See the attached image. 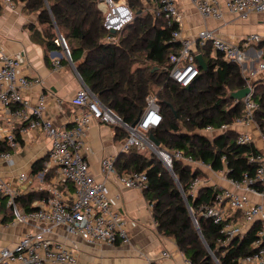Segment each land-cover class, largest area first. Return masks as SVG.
I'll return each mask as SVG.
<instances>
[{
  "label": "built area",
  "instance_id": "obj_1",
  "mask_svg": "<svg viewBox=\"0 0 264 264\" xmlns=\"http://www.w3.org/2000/svg\"><path fill=\"white\" fill-rule=\"evenodd\" d=\"M146 2V0H141ZM156 8L153 15H163L168 24L178 23L173 32L175 40L181 42V49L170 57V65L166 67L170 78L182 86H188L199 75L200 67L197 60L198 45L211 42L214 50L223 53L228 61L238 63L251 92L243 97V111L232 123L220 126L208 125L198 130L208 136H216L228 130L237 132V141L243 144H254L258 151L250 158L258 164L256 175L245 174L242 179L229 178L228 168L218 170L220 176L227 179L229 186L222 187L214 201L201 209V213L220 226L222 238L226 244L236 237H244L245 233L256 222L262 227L257 230L254 242L255 250L239 258L242 264H264V201L254 200L252 195L264 199V131L260 128L256 113L259 102L254 97L253 81L264 72V51L256 55L249 54L247 49L257 45L263 37L258 33H250L239 41L220 36L216 29H200L195 36L182 35V18L178 0H154ZM196 9L204 17L224 18L228 11L240 18H247L252 12H264V0H191ZM5 5L14 6L13 0H4ZM98 7L104 15V26L112 35L110 41H116L120 32L135 18V10L127 0H98ZM65 56L71 62L70 50L65 39L61 38ZM259 62L258 66L255 63ZM22 59L18 55H7L0 46V160L13 162V150L23 137L30 131L43 130L51 137V146L43 167L36 172L39 190L47 194L37 200V208L25 210L19 206L16 198L21 194L10 180L0 174V224L5 227L24 223L29 226L13 245L0 248V264H76L78 243L72 236H80L88 243L105 241L108 243H129L130 233L119 206L112 203L111 192L115 187L117 198L120 189L148 187L146 171L120 173L115 162L117 156H104L101 160V179L95 177L90 170L87 158L88 145L86 136L93 119L119 125L127 134L122 139L121 152L131 149L153 151L164 162L166 167L173 166L177 159L190 165L193 169L207 171L210 165L196 160L180 150H171L163 145L157 146L151 139L149 131L159 126L163 120L161 107L155 93L146 98V106L134 123L125 122L113 109L105 105L100 98L87 86L83 85L71 98V103L78 110H73L65 124L56 125L47 115V93H41L38 102L33 104L25 96L24 89L42 84L39 75L22 74ZM56 66L59 58L54 59ZM81 77V76H80ZM82 79V78H81ZM246 85V86H247ZM254 129L259 131L261 144H256ZM215 172V170H213ZM50 177L47 179V175ZM19 180L27 181L30 175L20 173ZM49 180V182L47 181ZM70 182L72 189L66 185ZM201 175L191 181L189 193L196 196L199 189L206 184ZM216 185V184H213ZM186 198V194L184 193ZM6 200L7 208L13 213V219L2 222L1 205ZM152 208V204H150ZM242 219V221L240 220ZM196 220V219H195ZM155 224H157L155 220ZM62 229L61 232L58 230ZM60 234L61 238H57ZM69 239L68 241L62 240ZM162 256L171 257L167 250ZM192 264L190 260H187ZM146 264H161L158 259H149Z\"/></svg>",
  "mask_w": 264,
  "mask_h": 264
},
{
  "label": "trees",
  "instance_id": "obj_2",
  "mask_svg": "<svg viewBox=\"0 0 264 264\" xmlns=\"http://www.w3.org/2000/svg\"><path fill=\"white\" fill-rule=\"evenodd\" d=\"M19 1L25 2L27 10L38 12V23L30 24L29 28L33 40L44 47L47 65L52 66L51 51L63 50L62 35L83 82L125 122L136 121L146 106L147 95L153 92L163 120L149 134L161 145L183 151L215 171L227 167L229 178L256 175L258 164L250 160L258 151L254 144L239 143L237 132L232 129L213 137L198 132L208 125L232 123L240 116L242 100L232 98L231 92L247 85L240 65L226 60L221 51L213 49L211 42L197 48L208 68H201L190 85L182 86L166 70L171 55L181 49V42L173 37L178 23L168 24L163 15L146 11L144 3L148 0H127L136 15L120 32L113 34L118 36L116 41L108 39L112 34L104 26L98 0ZM258 45L263 48V40ZM65 60L64 57L59 62ZM253 88L260 105L256 120L264 131V81L254 80ZM114 127L116 137L122 140L126 130L119 125ZM44 160L45 157L34 163V172L42 169ZM115 167L120 173L146 171L148 187L143 191L152 204L157 229L173 238L192 264H242L239 258L255 250L257 230L262 227L259 222L244 237L226 244L220 242V226L205 217L201 209L214 201L222 187L206 184L196 196L189 193L191 181L203 173L200 169L174 159L172 169L179 186L156 153L137 149L119 153ZM66 185L72 189L70 182ZM46 194L44 189L31 190L17 196L16 201L25 210H34L37 206L32 203ZM1 211L2 222L13 219L5 199Z\"/></svg>",
  "mask_w": 264,
  "mask_h": 264
},
{
  "label": "crops",
  "instance_id": "obj_3",
  "mask_svg": "<svg viewBox=\"0 0 264 264\" xmlns=\"http://www.w3.org/2000/svg\"><path fill=\"white\" fill-rule=\"evenodd\" d=\"M14 6L5 5L0 0V46L7 55H18L22 59L20 72L27 76L39 75L43 79L42 84H37L24 89V94L33 104L38 102L41 93H47V115L56 125L65 124L70 119L73 110L79 107L71 103V98L83 85V80L74 68L73 64L65 56L53 55L50 52L52 66L47 65L44 58V47L33 40L30 24L38 23V12L25 8V2L13 0ZM179 12L182 18V35L195 36L200 29L205 27L216 29L217 33L234 41H239L247 34L258 33L264 42V12H252L247 18H240L228 11L224 18L214 19L204 17L198 12L191 0H178ZM247 51L250 55H256L257 51H264L257 45H251ZM65 62L59 66L54 64L55 58H64ZM256 64V63H255ZM260 72L254 80L262 76ZM256 144H261L259 131L254 129ZM89 147L87 158L90 170L96 178L101 179V160L104 156H118L121 153V143L116 137L115 127L108 123L93 119L86 136ZM51 146V137L43 130H33L23 137L20 145L13 150V162L0 160V174L10 180L19 189L20 195L31 190H39V181L33 165L43 159ZM217 171H215L216 173ZM20 173H27L30 179L21 181ZM218 174V173H217ZM217 179L218 186L228 187L226 178ZM49 182V180H47ZM206 184H216L207 181ZM205 184V185H206ZM217 185V184H216ZM119 190V189H118ZM118 190L112 187L111 200L119 206L125 218L126 227L130 233L129 243H108L105 241L88 243L80 236H72L78 243L76 264H146L149 259H158L161 264H189L188 259L179 249L175 240L159 232L150 203L143 190L138 188L120 189V198H117ZM254 200L264 201L262 197L252 195ZM38 200V199H37ZM37 200L32 205L37 206ZM242 221V219H240ZM7 223V222H6ZM29 226L24 223L5 227L0 224V248L13 245ZM59 232L62 229L58 230ZM57 234V238H61ZM62 240L64 239L62 235ZM167 250L171 257L162 256V251Z\"/></svg>",
  "mask_w": 264,
  "mask_h": 264
},
{
  "label": "water",
  "instance_id": "obj_4",
  "mask_svg": "<svg viewBox=\"0 0 264 264\" xmlns=\"http://www.w3.org/2000/svg\"><path fill=\"white\" fill-rule=\"evenodd\" d=\"M60 37L62 38V35H60ZM53 55L61 56L62 53H61V52L53 51ZM197 60H198V63H199V67H200V68H202L203 70H206V69L208 68L207 63H206V61H205V59H204V57H203V55H202L201 53H198V54H197ZM71 63L73 64L74 68L76 69V66H75V64L72 62V60H71ZM76 71H77V69H76ZM77 72H78V71H77ZM79 76H80V74H79ZM250 92H251V87H250L249 85H247V86H245V87H243V88H241V89H238V90L232 91V92H231V97L239 101V100H241L243 97H245L247 94H249ZM150 137H151V139L155 142V144H156L157 146L160 145V142H159V141H158L153 135H151ZM168 169L171 171V173L173 174L174 178L176 179L177 183H178L179 186H180L179 180L177 179V177H176V175H175L173 169H172L171 167H168ZM185 199H186V203H187V205H188V207H189V209H190V212H191V214H192V211H191V208H190L189 202L187 201V198H185Z\"/></svg>",
  "mask_w": 264,
  "mask_h": 264
},
{
  "label": "rangeland",
  "instance_id": "obj_5",
  "mask_svg": "<svg viewBox=\"0 0 264 264\" xmlns=\"http://www.w3.org/2000/svg\"><path fill=\"white\" fill-rule=\"evenodd\" d=\"M1 1H4V0H1ZM144 7H145V9H146V11L147 10H149V11H153L154 9H155V7H156V3H155V1L154 0H148L147 1V3L145 4L144 3ZM258 64H259V62H256V64H255V66L257 67L258 66ZM262 76H260L259 78H257V80H262V81H264V73L263 74H261ZM147 155H151L150 153H147ZM202 171V170H201ZM203 173L201 174V177H202V179L204 180V181H213V182H215L217 185H219L218 183H217V179H219L220 177H218L217 175V173H215L214 171H213V169L212 168H207V171H202ZM222 177V176H221Z\"/></svg>",
  "mask_w": 264,
  "mask_h": 264
}]
</instances>
